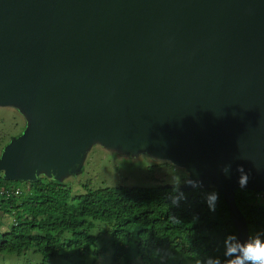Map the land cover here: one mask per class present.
<instances>
[{
	"label": "water",
	"instance_id": "95a60500",
	"mask_svg": "<svg viewBox=\"0 0 264 264\" xmlns=\"http://www.w3.org/2000/svg\"><path fill=\"white\" fill-rule=\"evenodd\" d=\"M29 115L0 170L31 182L90 143L146 147L213 187L264 192V0H0V105ZM242 167V171H238ZM248 264V262H246Z\"/></svg>",
	"mask_w": 264,
	"mask_h": 264
},
{
	"label": "trees",
	"instance_id": "16d2710c",
	"mask_svg": "<svg viewBox=\"0 0 264 264\" xmlns=\"http://www.w3.org/2000/svg\"><path fill=\"white\" fill-rule=\"evenodd\" d=\"M0 175V209L13 217L0 232V255L32 251L47 264L73 252L81 259L98 253L96 223L107 226L113 264H230L236 228L220 193L213 187H70L37 177L27 189ZM18 191V193H16ZM258 191L235 190V203L252 242H264V203ZM6 208V209H5ZM96 256V257H95ZM100 258V257H99ZM123 261V262H122Z\"/></svg>",
	"mask_w": 264,
	"mask_h": 264
},
{
	"label": "rangeland",
	"instance_id": "374dc122",
	"mask_svg": "<svg viewBox=\"0 0 264 264\" xmlns=\"http://www.w3.org/2000/svg\"><path fill=\"white\" fill-rule=\"evenodd\" d=\"M20 106L22 105L16 101L8 105H0V159L4 149L24 138L30 129L29 115ZM0 175L4 176V170H0ZM38 177L48 181L53 180L44 169L38 171ZM59 177L56 181L70 187L72 195H77L84 193L85 187L90 189L106 186L183 187L188 180V173L184 168L176 166L172 159L155 156L146 147L132 151L123 144L94 141L83 149L80 163ZM27 184L28 182H16L14 186L19 190H26ZM256 196L259 203L263 204L264 192H258ZM12 221L13 217L5 214L1 208L0 232L6 231ZM96 224V228L91 232L100 235L96 243L99 252L96 264H113L110 254H103L104 248L108 249L109 246L106 235L108 228L101 223ZM93 260V256L81 259L73 252H68L64 257L49 260L47 264H92ZM41 262V257L32 251L20 256L0 255V264H41ZM131 264L143 263L133 258Z\"/></svg>",
	"mask_w": 264,
	"mask_h": 264
},
{
	"label": "clouds",
	"instance_id": "9594fccd",
	"mask_svg": "<svg viewBox=\"0 0 264 264\" xmlns=\"http://www.w3.org/2000/svg\"><path fill=\"white\" fill-rule=\"evenodd\" d=\"M242 167L238 171H242ZM230 253H235L236 249H230ZM264 264V242L260 239H255L252 243H247L240 248V255H237L235 260L230 264Z\"/></svg>",
	"mask_w": 264,
	"mask_h": 264
},
{
	"label": "built area",
	"instance_id": "2783aa9c",
	"mask_svg": "<svg viewBox=\"0 0 264 264\" xmlns=\"http://www.w3.org/2000/svg\"><path fill=\"white\" fill-rule=\"evenodd\" d=\"M16 193H18V191H16Z\"/></svg>",
	"mask_w": 264,
	"mask_h": 264
}]
</instances>
